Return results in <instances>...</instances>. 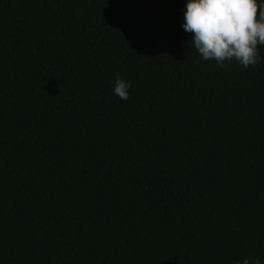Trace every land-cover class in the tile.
I'll return each instance as SVG.
<instances>
[{"label": "trees", "instance_id": "16d2710c", "mask_svg": "<svg viewBox=\"0 0 264 264\" xmlns=\"http://www.w3.org/2000/svg\"><path fill=\"white\" fill-rule=\"evenodd\" d=\"M184 3L0 0V264H264V59Z\"/></svg>", "mask_w": 264, "mask_h": 264}, {"label": "clouds", "instance_id": "9594fccd", "mask_svg": "<svg viewBox=\"0 0 264 264\" xmlns=\"http://www.w3.org/2000/svg\"><path fill=\"white\" fill-rule=\"evenodd\" d=\"M182 28L191 35L194 48L204 61L223 66L235 61L243 68L255 67L264 46V0H185ZM113 95L128 100L131 82L117 75ZM235 264H261L258 257L243 256Z\"/></svg>", "mask_w": 264, "mask_h": 264}]
</instances>
